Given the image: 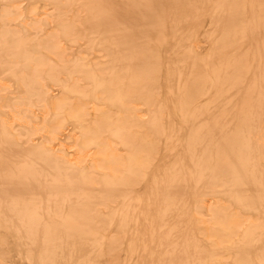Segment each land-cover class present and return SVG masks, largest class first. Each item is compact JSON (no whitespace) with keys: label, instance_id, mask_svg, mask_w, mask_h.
I'll return each instance as SVG.
<instances>
[{"label":"bare ground","instance_id":"bare-ground-1","mask_svg":"<svg viewBox=\"0 0 264 264\" xmlns=\"http://www.w3.org/2000/svg\"><path fill=\"white\" fill-rule=\"evenodd\" d=\"M0 264H264V0H0Z\"/></svg>","mask_w":264,"mask_h":264},{"label":"rangeland","instance_id":"rangeland-1","mask_svg":"<svg viewBox=\"0 0 264 264\" xmlns=\"http://www.w3.org/2000/svg\"><path fill=\"white\" fill-rule=\"evenodd\" d=\"M205 48V47H204Z\"/></svg>","mask_w":264,"mask_h":264}]
</instances>
